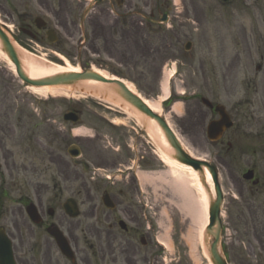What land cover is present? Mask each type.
<instances>
[{
    "label": "rangeland",
    "instance_id": "obj_1",
    "mask_svg": "<svg viewBox=\"0 0 264 264\" xmlns=\"http://www.w3.org/2000/svg\"><path fill=\"white\" fill-rule=\"evenodd\" d=\"M71 1L74 7L77 2ZM123 1L122 7L113 4L109 8L104 1L94 9L86 23L90 19H100L98 22L105 26L103 31L99 28L91 35L87 24L84 31L88 36L87 43L81 41V32L74 26L80 17L77 12L67 15L73 23L70 25L72 35L69 44L61 42L65 39L62 31H57L58 42L54 45L32 42L20 35L15 14L21 10L16 0H0V21L9 27L11 36L21 41L31 53L66 69H96L109 77L118 76L144 99L160 96L165 74L176 66L180 74L176 85L186 94L175 95L168 107L161 104L160 114L194 156L215 160L212 163L218 170L219 188L225 199L221 246L229 264H264V251L260 252L259 244L251 234V227L257 230L260 227L261 213H257L258 219L254 220L246 214L241 217V202L227 195L231 187L228 173L222 160L216 158V152L223 157L224 144H214L206 139L209 116L203 125H197L192 115L195 107L205 110L198 96L192 95V71L198 61L203 62L207 76L211 67L217 72L223 61L227 65L231 63L233 82L236 83L232 91L225 93L218 87L211 93L204 91L201 96L222 104L234 124L240 121L241 112L256 108L250 89L259 80L260 74L255 69L264 57V0H229L226 3L220 0ZM165 1H169L174 9L176 18L170 24L178 30V43L174 41L175 29L167 31L168 38L152 33L146 41L143 31L136 32L133 39L127 32V25L122 27L116 21V17L120 21L126 19V22L130 18L131 23L139 24L151 7L156 4L163 6ZM83 2L88 3V0ZM100 9H105L104 14L95 15ZM79 41L83 44L77 46ZM186 41L191 42L189 52L183 49ZM78 55L80 59H76ZM58 59L62 62H57ZM10 71L8 63L0 58V122L6 123L8 128L11 126L13 131L11 133L7 129L8 136L0 144V192L4 195L1 200L17 201L21 196L31 195L36 186H55L53 193L59 196V203L55 208L54 223L60 226L65 237L71 233L75 238L77 263L121 264L119 256L113 262V252L106 246V239L101 238L99 242L96 236L99 229L105 228L103 218L108 213L103 211L100 197L104 191L110 194L112 190L114 193L116 190L127 194L136 192L139 182L143 184L138 176H134L137 158L141 171L150 173L155 179L158 176L163 179V175L170 173L178 174V171L157 159L155 144L141 131L134 118L121 116L118 110L95 100L80 98L77 94L38 96L17 82ZM243 81L250 84L249 91L245 90ZM245 99L250 103H245ZM174 102L180 105L177 112L172 111ZM71 109L80 112L78 125L81 126L63 122L62 115ZM79 129L82 131L76 135L74 131ZM70 144H77L81 149V157L74 163L66 155ZM127 166L132 167L129 172L123 168ZM117 169L124 171V175H115ZM182 173L193 204L198 207L199 193L187 178V173ZM104 176H109L110 180ZM162 179L144 186L146 193L138 196L139 205L135 199H129L122 204L116 203V210L109 213L117 216V211L127 202L131 204V219L135 220L138 234L146 238L144 247L139 244L138 237L134 240L135 264H208L200 241L195 239L193 246L187 242L188 233L191 231L193 234L197 225L193 215L184 210L179 190L167 188ZM168 181L174 180L169 177ZM70 197L76 201L80 211L74 221H69L62 211L63 202ZM7 205V209L12 207ZM159 237L167 243L166 246L157 243ZM111 245L116 247L113 242ZM99 247L104 251V260H101Z\"/></svg>",
    "mask_w": 264,
    "mask_h": 264
},
{
    "label": "flooded vegetation",
    "instance_id": "obj_2",
    "mask_svg": "<svg viewBox=\"0 0 264 264\" xmlns=\"http://www.w3.org/2000/svg\"><path fill=\"white\" fill-rule=\"evenodd\" d=\"M16 1L18 2V8L21 10L18 14V18H16L18 29L24 32H31L32 39L39 42L46 41V36L43 34L45 31H51L52 28L60 29L65 33L67 39H70L72 35L70 25L73 26V23L71 20H68L67 15L75 14L86 5L81 0H75L77 3H74V7L71 6V0L70 2L68 0ZM100 3L101 2L98 4ZM110 3H108L109 6L111 5ZM36 8H38L41 13L49 15L51 23H46L44 20L41 21L36 15L33 16V9ZM173 10L169 1H165L163 6L156 4L155 13L151 10L148 11L149 17L145 19L144 22L134 24V21L131 23L129 19L127 23H125L124 20L123 24L127 25V32L129 36L132 35L133 39H135L136 32L143 31L146 41H148V37L151 36V32L160 33L162 37L168 38V33L165 30L169 28L170 30L175 29L174 41L178 43L177 34L179 33L177 28L172 25L176 18L173 15ZM104 11L105 9H100V12L97 11L95 15L97 13L102 15ZM99 20L95 19L91 21L90 19V21L87 22L91 35H94L95 32L97 33L99 28L102 31L104 30L105 25L98 22ZM118 21L119 19H117V22ZM37 25L41 28L38 29ZM92 41L93 40H90V43H92ZM148 52L151 51L148 50ZM261 59L262 63L258 66V74H260V77L257 83H253L254 87L250 89L248 88L249 83L247 85L246 82H242L243 85H247L245 88L246 91H249V89L252 91L254 95L253 102H255L256 108L247 112H241L242 115L238 124L236 123L234 128H230L223 134L221 139H225L224 155L223 157L219 156L216 152V158L221 159L226 167L228 173L227 177L231 184V192L233 191L235 193V199L241 202V217L243 214H246L249 218L253 219L257 218V213H261L260 227L258 230L257 228L251 227V234L259 244L258 249L264 251V57L262 56ZM196 63L197 65L192 71L193 94L204 91L206 93H211L214 88L217 89L218 87L226 93L232 91L233 87L236 85V83L233 82L235 77L231 73L230 62L227 65V63L223 61V63L219 65L220 70L217 72L214 71V67H211L208 76L203 71V62L198 61ZM180 65L182 66L183 64L180 62ZM244 101L247 104L250 103L248 99ZM192 115L197 125H203L208 115H210V121L216 119L214 110L208 109L207 111H203L199 106L194 108ZM231 115L233 116V114ZM7 129L13 133L11 126L8 128L6 123L0 122V144L4 143L8 136ZM234 169H237L236 172L239 173V175ZM249 172L250 178H244L246 177L244 175L247 174L248 176ZM54 190L55 186H51V188L48 186H36L31 190V195H28L31 199H21L16 202L17 204L15 207L10 209H7L8 207L6 205L9 201L0 200V232L6 234L11 241L14 264H72L54 248L53 241L50 238H40L42 235L41 232H43L42 230L52 222L51 219L46 217L47 210L52 209L54 216V208H56L57 203H59V196L53 193ZM137 191L138 190H136L135 193L127 194V192L121 190H116L114 193L112 190V193L109 195L113 203L115 202V206L112 211L104 215L103 222L106 223V226L105 228L99 229L96 236L99 238V242L101 238L106 239V246L113 252V262L116 261L119 256L121 258V264H135L133 255L135 252L134 240L137 237L140 239L142 237L144 244L146 243V238L138 234L139 230L135 224V220L131 219L133 210L129 202H127L125 207L117 211V216L109 214L116 210V203L122 204L129 199H135V202L139 205V194ZM29 204L34 205L42 219L41 224L35 227H32L28 220L26 221L23 218V209ZM254 206L257 207L256 210ZM121 220L126 222L124 230L119 228L118 223ZM67 237L72 247L75 249L77 245L75 238L71 233H68ZM111 242L116 244V247L112 248ZM116 250L118 253L116 252L115 254ZM100 255L101 260H104L103 249H100ZM80 262L82 263V259H80Z\"/></svg>",
    "mask_w": 264,
    "mask_h": 264
},
{
    "label": "water",
    "instance_id": "obj_3",
    "mask_svg": "<svg viewBox=\"0 0 264 264\" xmlns=\"http://www.w3.org/2000/svg\"><path fill=\"white\" fill-rule=\"evenodd\" d=\"M226 1V0H223ZM50 37V34H47ZM52 42V39H50ZM189 43L185 46V49H189ZM0 52L4 55V57L14 66L15 73L24 85L31 88H56V89H67L71 90L85 96L93 97L104 101L108 104L115 105L119 108L125 109L126 111L132 113L139 119L143 128L151 127L157 128L165 143V148L163 149L165 155H167L170 159L174 160L180 165L187 166L191 168L199 178V182L202 185L208 199V226L204 230L203 233V248L206 256L208 257L211 264H227L224 261V256L220 248V237H221V205H222V196L220 192V188L217 183V174L213 167L209 164L197 161L193 159L187 152L183 150L181 144L175 134L171 131L165 121L155 115L148 107L131 91L127 89V87L121 82L116 80L106 79L103 76L93 72L84 70L81 73L75 72H62L56 73L44 77L31 78L27 71V67L24 64V55L22 50L17 46V44L12 40V37L9 33L4 30V28L0 25ZM206 104L207 102L203 100ZM220 114V120L214 123L209 124L208 133L215 131H220V129L228 128L231 126L229 122H227L226 116ZM65 120H69L75 122L77 118H74L72 115L68 114L64 116ZM163 143V144H164ZM69 153L73 157H77L79 155V150L77 147L72 146L69 149ZM205 173L210 176L211 181L213 183L214 190V198L209 195V190L205 185ZM67 204H72L70 201ZM105 205L108 207V204ZM66 213L70 217H76L77 213L73 206L64 205ZM30 219L35 222L33 218V214L27 211ZM47 233L55 240L57 248L66 256H68L69 248H67V244L62 237L61 233L55 227H50L47 229ZM4 248V257L2 264L5 263L6 257L11 259V250L9 246H3ZM8 243V242H7Z\"/></svg>",
    "mask_w": 264,
    "mask_h": 264
},
{
    "label": "bare ground",
    "instance_id": "obj_4",
    "mask_svg": "<svg viewBox=\"0 0 264 264\" xmlns=\"http://www.w3.org/2000/svg\"><path fill=\"white\" fill-rule=\"evenodd\" d=\"M23 52L24 55V64L27 67V71L29 73V76L31 78H38V77H44V76H48V75H52V74H56V73H62V72H79L78 68H72V67H68L67 69L64 68H59L57 66L51 65L50 63L46 62V60H43V58H38V57H34V55H30L27 52ZM0 58L5 60V57L3 56V54L0 52ZM9 68H10V72L14 73V69L13 66L9 63L8 64ZM94 72L101 74L103 76H107L105 73L98 71L96 69H93ZM169 75L166 74V78L163 81L162 84V90H161V94L158 98L156 99H144L142 98L143 102L147 105L146 107H149V109H151L153 112L160 114V107H161V103L167 98L168 95V91L166 89V81H167V77ZM127 88L129 90H131L132 92H135L134 88L131 87L129 84H126ZM31 92H33L34 94L41 96V97H46V96H55V95H63V96H68L69 94H74L73 92H70V90H65V89H56V88H32L30 90ZM136 93V92H135ZM78 97L83 98L82 95L78 94ZM179 104L176 103L174 104V106H172V111L173 112H177L179 109ZM138 121V120H137ZM138 123L140 124V122L138 121ZM82 130L79 129L77 131H74L76 135H79V133ZM149 137L153 140V142L156 144V149H158V154H157V159H159L165 166H170L171 168H174L178 171V174H167L163 175V179L159 178V176L155 179L153 178L150 173H139V178L141 179V181H143V186H147V183L149 182H153V180H160L162 179L165 182V185L167 186V188L172 187L174 188V190H179V194L183 205L184 210H187V212L191 213L193 215V220L196 221V229L193 230L194 233L191 234V231L188 233L187 235V242L193 246V244L195 243V239L199 240L201 243L202 240V231L204 229V227L207 224V219H208V214H207V203H208V197L205 193V191L203 190V188L201 187L198 178H197V174L192 171L190 168H187L186 166H182L179 165L177 163H175L173 160L168 159L167 155H165L163 149L165 148V143H164V139L160 133V131L157 128H151L148 127V129H146ZM164 143V144H163ZM187 173V178L190 180V182L194 185V189H196L199 193V206L196 207L193 204V199L191 198V196L189 195V190L186 187V182L183 179V173ZM185 176V175H184ZM171 178L174 180L173 182L168 181L167 182V178ZM210 176H208L207 173H205V182L207 184V187L209 188V195L208 196H213V190H212V183H211V179L209 178ZM154 183V182H153ZM158 242L161 245H167V243H164L163 238H158ZM202 248V247H201ZM204 249V248H203Z\"/></svg>",
    "mask_w": 264,
    "mask_h": 264
}]
</instances>
